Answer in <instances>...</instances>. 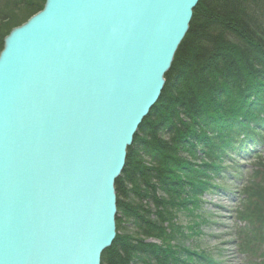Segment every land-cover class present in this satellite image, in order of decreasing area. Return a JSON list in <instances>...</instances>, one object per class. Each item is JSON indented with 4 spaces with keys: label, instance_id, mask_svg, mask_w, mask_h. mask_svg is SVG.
I'll return each mask as SVG.
<instances>
[{
    "label": "water",
    "instance_id": "95a60500",
    "mask_svg": "<svg viewBox=\"0 0 264 264\" xmlns=\"http://www.w3.org/2000/svg\"><path fill=\"white\" fill-rule=\"evenodd\" d=\"M200 0H46L0 52V264H102L116 181Z\"/></svg>",
    "mask_w": 264,
    "mask_h": 264
},
{
    "label": "trees",
    "instance_id": "16d2710c",
    "mask_svg": "<svg viewBox=\"0 0 264 264\" xmlns=\"http://www.w3.org/2000/svg\"><path fill=\"white\" fill-rule=\"evenodd\" d=\"M45 2L6 0L0 9V52L12 29L42 10ZM242 6L248 9L247 13ZM255 20L262 21L260 31L264 33V0H200L196 6L190 30L166 74L162 96L128 148L125 169L116 181L118 211L124 208V215L142 238L135 244L132 238L118 233L113 245L103 253L102 264H204L206 253L173 244L187 234L172 222H168L169 226L163 223L175 216L174 207L181 205L172 203L169 197L177 196L184 203L182 207L192 212L198 206L196 196L208 190L212 170L220 172L219 163L226 162L229 151L235 148V137L245 135L246 139L256 140L260 135L258 130L264 128V41L257 42L247 36L246 28ZM229 32L247 43L248 59L254 58L256 52L261 58L253 62L245 60L237 53L238 40L233 37L229 40ZM221 58L226 62L220 63ZM250 120L253 126H249ZM249 130L254 131L248 133ZM140 152L151 166L143 165ZM183 152L201 156L191 161L181 158ZM139 176L146 184L142 190ZM153 179L159 184L152 183ZM128 181L133 184L139 203L121 202ZM157 189L167 195L152 196L158 219L151 208L142 204L144 191ZM258 196L263 203L264 190ZM253 214L259 215L264 227V206ZM120 221L117 214V226ZM188 227L191 235L200 230L194 222ZM151 236L158 242L144 241Z\"/></svg>",
    "mask_w": 264,
    "mask_h": 264
},
{
    "label": "rangeland",
    "instance_id": "374dc122",
    "mask_svg": "<svg viewBox=\"0 0 264 264\" xmlns=\"http://www.w3.org/2000/svg\"><path fill=\"white\" fill-rule=\"evenodd\" d=\"M6 4V0H0V9H2ZM260 128V127H259ZM264 134V128L259 129ZM164 138H167V135H164ZM236 146V145H235ZM236 148V147H235ZM234 148V149H235ZM233 149V150H234ZM254 152H262L263 154L264 148L257 147L253 149ZM218 152V150H217ZM231 151V158L228 161V165H232V161L237 159L240 155L237 152L233 153ZM143 165L145 167L151 166L148 162L147 158L140 152L139 153ZM196 155V154H195ZM238 155V156H236ZM201 156L197 153L196 156H190L189 154L183 152L181 158L183 159H190L191 161H195L194 158ZM252 157V156H251ZM250 155L243 157L245 160H238L237 163L245 162L244 164H238L237 167H233L231 172L239 173L238 179L233 180L231 176H228L224 181L226 184L225 191L218 192V184H222V175H219L216 171L212 170L210 173L211 182L208 187L210 192L209 195H204L203 192L196 196V201L198 203L197 208H195L192 212L182 207L184 204L180 198L175 195H172V198L169 199L173 202H177L181 204L180 206L174 207V214L172 218H169L164 226H169L168 222H172L173 225L176 227L181 228V231L187 236L184 239L173 241V244L177 243L178 246L181 245L184 249L194 250L196 252H204L206 253V261L209 264L208 260L210 257L213 258V264H264V260H261L262 255H264V245L257 246V251H254L252 255H246L240 253L239 249L237 248L234 241L237 243L238 240H241L243 237V233L239 235L237 238V232L240 230L238 227V222L236 220L237 216V209L240 211L242 206V198H243V190L245 187V180L249 177L251 170L257 166V164L261 163L258 162L256 165L253 166L254 160L251 163ZM248 159V160H247ZM211 161V160H210ZM231 168V167H228ZM228 170V169H227ZM239 170V171H238ZM141 176H139L140 178ZM142 177L138 180V184L140 185L141 190L144 188L146 184L143 183ZM153 182H158V180H152ZM127 190L120 196V200L124 204H134L139 203L138 196L133 192V184L128 181ZM217 188V189H216ZM248 189H251L250 184L247 186ZM145 190V189H144ZM260 190H264V186L262 185ZM146 197L142 199V204L145 207H149L152 210V213L158 219L157 209L153 204L152 196L156 194L157 196L166 197L167 195L161 189L157 190H149L144 191ZM264 198V196H261ZM173 199V200H172ZM169 200V201H170ZM203 200H206L207 203H204ZM257 207L255 209L250 208L248 212L253 215V213H259L263 206H264V199L263 203H257ZM173 207V205L171 206ZM169 207V208H171ZM172 211V208H171ZM118 216L121 218L119 225L117 226V234L119 233L121 236H125L128 239H133V242L137 244L139 243V239H141L142 235H139L138 229L135 228L132 221L128 220L127 216L124 215V208L119 209ZM262 216V214H261ZM197 223L199 225L200 230H196V234H190L189 225L192 223ZM176 233V232H175ZM176 235H178L176 233ZM175 235V238H176ZM147 242L157 243L158 240H155L151 236V238H146L144 240ZM252 243V242H250ZM253 244V243H252ZM255 245V244H253ZM244 249V248H243ZM242 249V251H243ZM198 256V255H196Z\"/></svg>",
    "mask_w": 264,
    "mask_h": 264
},
{
    "label": "bare ground",
    "instance_id": "6f19581e",
    "mask_svg": "<svg viewBox=\"0 0 264 264\" xmlns=\"http://www.w3.org/2000/svg\"><path fill=\"white\" fill-rule=\"evenodd\" d=\"M241 9H245V11H243L244 13H247L248 11V9L247 8H245L244 6H242V8ZM192 23V22H191ZM261 25H262V21H257V20H255V21H253V22H250L247 26H246V28H248V30H249V32L247 33L248 35L247 36H249V37H251L253 40H255V41H257V42H261V41H264V33H262L260 30V28H261ZM244 28V27H243ZM231 29V28H230ZM244 33H245V28H244ZM228 35H230V39L229 40H232V37L233 38H235V39H237L238 40V46L240 47V49H238L237 50V53L240 55H243V57H244V59L245 60H247V61H250V62H253V61H257V60H259L260 58H261V56H260V54L259 53H257L256 52V54H255V56H254V58H252V59H248L247 57H246V54H245V52L248 50V48H247V43L242 39V38H240V37H237V36H234V34L232 33V32H229L228 33ZM264 43V42H263ZM226 48V47H225ZM225 48L223 47V49L225 50ZM229 49V48H228ZM230 49H231V51H232V47H230ZM229 49V50H230ZM230 51V53H231V58H232V52ZM225 53H226V50H225ZM215 56H218V55H215ZM234 56V55H233ZM215 58H217V57H215ZM218 60V59H217ZM175 61V60H174ZM174 61H173V63H172V66L171 67H173V64H174ZM214 61H216V60H214ZM264 61V60H263ZM219 62L220 63H225L226 61L224 60V58H221L220 60H219ZM209 76V75H208ZM207 76V77H208ZM197 80L199 79V76H197V78H196ZM197 107H198V109H199V112L201 111L200 110V106L197 104ZM190 119H195V117L194 116H190L189 117ZM248 124H249V126H253V123H252V120H250L249 122H248ZM254 130H249L248 131V133H251V132H253ZM258 132H260V131H258ZM246 141H250L249 139H247ZM237 147V146H236ZM229 155L231 156V150L229 151ZM229 156V157H230Z\"/></svg>",
    "mask_w": 264,
    "mask_h": 264
}]
</instances>
